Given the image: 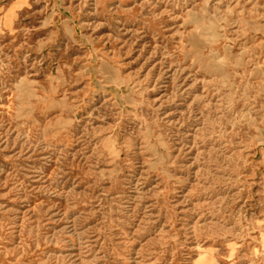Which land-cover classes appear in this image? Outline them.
Segmentation results:
<instances>
[{
	"label": "rangeland",
	"instance_id": "obj_1",
	"mask_svg": "<svg viewBox=\"0 0 264 264\" xmlns=\"http://www.w3.org/2000/svg\"><path fill=\"white\" fill-rule=\"evenodd\" d=\"M0 264H264V0H0Z\"/></svg>",
	"mask_w": 264,
	"mask_h": 264
}]
</instances>
